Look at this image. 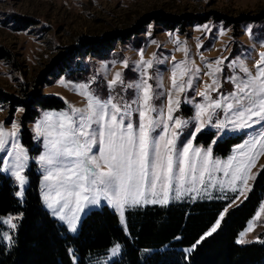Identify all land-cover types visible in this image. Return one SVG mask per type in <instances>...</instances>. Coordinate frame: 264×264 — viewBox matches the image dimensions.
I'll use <instances>...</instances> for the list:
<instances>
[{
  "label": "snow or ice",
  "instance_id": "obj_1",
  "mask_svg": "<svg viewBox=\"0 0 264 264\" xmlns=\"http://www.w3.org/2000/svg\"><path fill=\"white\" fill-rule=\"evenodd\" d=\"M203 28L209 30L208 25ZM246 33L264 47V29L257 36L248 26ZM175 43L177 50L184 52V60L155 53L145 59L141 49L140 59L131 64L134 79H126L122 71L113 72L115 61L111 67L103 64L85 81L62 78L59 83L82 97L83 106L66 102L65 109L41 114L32 131L43 151L35 157L20 143L22 122L11 119V130L0 124V173L13 178L18 203L26 199L30 160L42 174L41 202L71 234L79 232L87 211L102 201L118 213L122 227L130 235L125 215L130 208L167 206L173 200L201 196L211 199L214 190L231 191L238 198L251 190L248 182L256 178L252 168L264 155V51L256 53L255 46L242 48L233 58L221 56L206 61L202 68L189 58L187 47H180L183 41L176 38ZM253 53L258 58L253 59ZM169 60L170 87L160 68ZM121 66L129 69V60L123 59ZM225 68L231 70L229 75H224ZM202 71L211 78L210 82L201 80ZM194 81L195 95L202 102L193 105L194 116L183 118L176 115L181 101L174 98V93H187L193 89ZM225 83L231 85V90H222ZM184 99L192 103L186 95ZM17 111L25 113L26 109L19 107ZM205 128L215 130L207 147L194 143ZM239 134L246 138L234 146L230 155L224 159L214 155L217 138L224 140ZM261 214L264 206L257 216ZM223 219L221 213L211 229L186 251L191 252L215 233ZM22 220L23 213H0V239L7 242V247L16 244ZM257 240L264 244V240ZM252 242L243 238L237 241ZM122 247L120 242L111 243L91 264H116L114 258L121 255ZM66 251L71 264H77L75 250L68 247Z\"/></svg>",
  "mask_w": 264,
  "mask_h": 264
},
{
  "label": "rangeland",
  "instance_id": "obj_2",
  "mask_svg": "<svg viewBox=\"0 0 264 264\" xmlns=\"http://www.w3.org/2000/svg\"><path fill=\"white\" fill-rule=\"evenodd\" d=\"M262 12H264V0H0V51L7 55V57H2L0 53V90L13 99V103L6 102L0 105V124H3L6 130H11V123L9 122L11 119L21 122L24 113L17 111L20 106L14 107L13 105L14 102L24 101L26 95L37 93L42 97L53 96L60 99L64 103V107L39 110L38 117L29 127L34 137L35 133L32 131L34 123L44 111L65 109L67 107L66 102H71L77 107L83 106L82 97L75 94L71 88H66L59 83L62 78L85 81L93 74H97L103 64L107 63L111 67L113 61H115V67H112L113 72L119 70L126 74V79H134L136 74L131 70V64L133 61L140 59L139 52L141 49L145 53V59H151L155 53L159 57L174 56L176 61L184 60V52L177 50L176 38L184 42L180 47H187L189 58L195 60L196 64L202 68L206 61L211 62L221 56L231 59L242 48L248 49L255 46L256 53L264 51V47L257 44L246 33V28L252 26L256 35L260 36L261 29H264V20L257 22L253 20V17ZM161 13L183 18V20L176 29L167 30L152 19V17ZM244 16L249 18L240 21V18ZM190 18L193 20L201 18L203 23H189ZM138 23L143 24L140 34L133 36L126 42L119 41L116 48L107 57L93 58L85 56L77 65L73 66L74 74L62 76L57 80L51 76L54 60L60 54H67L71 48L77 47L82 38L100 39L114 30L127 31L137 26ZM204 25H208V31L204 30ZM221 29L226 34H221ZM169 33L172 35L170 36ZM153 41L156 43H153ZM256 53H253V59L258 58ZM201 57H204L203 61ZM125 58L129 60V69H124L121 66V61ZM248 63L249 67H252V60H249ZM225 64H227V61H225ZM170 67V60L160 66L161 71L165 73V83L169 87L170 72L168 69ZM205 71L200 73L201 80L210 82L211 78L205 74ZM230 72V69L225 68L224 75H229ZM195 85L196 82L194 81L193 89L188 90L185 94L174 93V98L181 101L180 110L176 115L183 118H190L195 115L193 105L202 102V98L195 95ZM225 89L231 90V85L225 83L222 90ZM200 90H204L203 83L200 84ZM185 95L192 103L185 102ZM193 126L190 125V128ZM19 132L20 143L23 145L21 128ZM201 135L207 136L199 139ZM208 135L213 137L210 138ZM214 136V129L205 128L197 135L194 143L207 147ZM244 138L246 137L242 134L224 140L217 138V143L213 147L214 155L222 159L226 158L232 153L234 146L241 143ZM220 143H228L229 151L226 153L222 150L217 151V146ZM34 148H40V152L43 151L42 143L35 139ZM34 148H28L32 157L40 154L33 155ZM32 163H35V161H29L26 174ZM262 166H264V155L259 157L256 166L252 168V174L256 178L249 180L248 187L251 190L246 191L244 196L236 198L237 194L231 191L220 192L214 190L211 199L203 196L194 200L185 198L179 201L173 200L167 206L180 203L222 202L225 204V208L227 207V212H222L225 218L229 210L241 206L247 200L262 171ZM37 172L42 175L38 165ZM257 173L258 175H256ZM3 175L12 178L10 175ZM15 186L17 188L16 184ZM16 199L18 200L17 197ZM153 206L167 207L149 204L140 208ZM261 206H264V199L252 218L246 223L245 228L239 231L236 242L241 238L246 241H253L252 243H259L257 238L264 240L261 237L264 234V214L257 216ZM104 207L110 208L118 216V213L103 201L101 205L88 210L87 215ZM138 208H130L126 211L127 221L128 211ZM86 216L83 217V220ZM120 226L125 231L121 223ZM250 227L251 231H249ZM78 233L70 234L76 236ZM127 233H129L128 227ZM242 233L247 234L242 237ZM126 236L129 237L127 234ZM0 242L7 245V242L2 239H0ZM252 243L237 244L239 246ZM123 250L122 247L121 255L114 258L115 261L122 257ZM153 251L143 250L142 255L143 257L147 256ZM191 252L186 251L187 255ZM91 261L89 264H91Z\"/></svg>",
  "mask_w": 264,
  "mask_h": 264
},
{
  "label": "trees",
  "instance_id": "obj_3",
  "mask_svg": "<svg viewBox=\"0 0 264 264\" xmlns=\"http://www.w3.org/2000/svg\"><path fill=\"white\" fill-rule=\"evenodd\" d=\"M248 18L241 17L240 21ZM152 19L167 30L176 29L183 20L162 13ZM190 20L192 24L203 23L201 18ZM253 20L263 21L264 12L253 17ZM141 26L143 24L138 23L127 31L114 30L100 39L82 38L77 47L71 48L67 54H60L54 60L51 76L57 80L74 74L73 66L85 56L107 57L119 41L126 42L140 34ZM1 55L7 57L4 53ZM6 102L13 103V99L0 90V105ZM13 106L25 107L26 112L21 120L22 143L28 148H34V138L29 127L38 117L39 110L60 109L64 103L53 96L42 97L32 93L26 95L24 101L14 102ZM205 136L201 135L199 139ZM220 150L226 153L229 144L220 143L217 151ZM40 151V148H34L32 154H39ZM27 174L30 184L26 199L20 204L14 195L16 186L12 178L0 173V213H23L15 237L16 244L7 247L0 242V264H71L66 251L68 247L75 250L78 264H89L92 258L103 254L115 242H120L124 248L116 264H264V244L238 246L236 242L239 231L245 228L264 199V169L244 204L229 210L220 228L197 244L188 255L185 249L191 248L211 229L224 211V203H180L130 210L127 213L129 237L121 228L118 216L110 208L104 207L89 213L78 235L73 236L44 208L40 198L41 175L35 163H32ZM261 237L264 238V234ZM143 250L154 251L143 257Z\"/></svg>",
  "mask_w": 264,
  "mask_h": 264
}]
</instances>
